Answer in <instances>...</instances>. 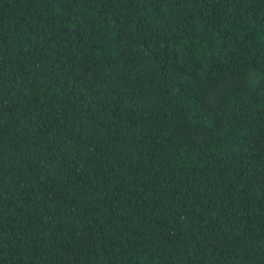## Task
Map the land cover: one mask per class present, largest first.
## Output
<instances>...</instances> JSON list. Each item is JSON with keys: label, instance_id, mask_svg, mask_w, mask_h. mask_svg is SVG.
<instances>
[{"label": "trees", "instance_id": "obj_1", "mask_svg": "<svg viewBox=\"0 0 264 264\" xmlns=\"http://www.w3.org/2000/svg\"><path fill=\"white\" fill-rule=\"evenodd\" d=\"M0 264H264V0H0Z\"/></svg>", "mask_w": 264, "mask_h": 264}]
</instances>
